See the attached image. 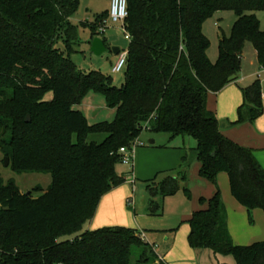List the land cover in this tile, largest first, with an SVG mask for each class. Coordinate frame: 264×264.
I'll return each instance as SVG.
<instances>
[{"label":"trees","instance_id":"trees-1","mask_svg":"<svg viewBox=\"0 0 264 264\" xmlns=\"http://www.w3.org/2000/svg\"><path fill=\"white\" fill-rule=\"evenodd\" d=\"M79 7L80 0H0V149L13 171L53 179L47 189L36 187L40 194L34 196L0 174V264H144L159 258L135 228L84 230L102 197L125 181L116 169L120 148L145 128L195 138L200 176L217 185L218 174L228 173L236 200L250 213L264 210V167L252 148L223 133L222 122L207 107L210 92L238 77L247 42L264 69V30L255 14L264 11V0H128L125 26L132 39L120 87L101 71L80 70L72 59L83 43L71 20ZM229 10L237 19L228 34L221 32L213 61L204 24ZM108 15L81 22L92 28V39L102 36L100 22ZM92 90L117 110L114 121L89 124L75 107ZM49 91L54 97L46 100ZM242 92L231 126L254 123L264 112L260 79ZM94 133L105 134L104 140L88 141ZM180 188L179 178L169 174L150 184L149 192L165 197ZM184 191L191 195L189 188ZM200 202L207 208L189 220L192 248L232 255L237 264H264V240L233 241L219 188ZM159 208V202H150L152 214ZM161 264L167 263L161 259Z\"/></svg>","mask_w":264,"mask_h":264},{"label":"crops","instance_id":"crops-1","mask_svg":"<svg viewBox=\"0 0 264 264\" xmlns=\"http://www.w3.org/2000/svg\"><path fill=\"white\" fill-rule=\"evenodd\" d=\"M92 1L97 5L96 0ZM82 4L83 0H80V7ZM80 7L74 14H77L79 19L84 17L79 11ZM73 16L71 17L72 22L78 23ZM217 19L220 18L217 17ZM206 22L204 32L206 31ZM115 28L122 30L120 24L111 26L108 30ZM224 32L229 33L227 30ZM107 33L102 38L109 42L106 37ZM220 35L221 32L218 34L219 38ZM110 46L113 47L116 44L110 43ZM211 47L212 42L208 55L211 60L215 61L218 52L211 56ZM253 54L255 59L251 60V64L260 68L255 49ZM245 55L244 48V59ZM243 61L236 80L228 83L220 91L208 94L207 107L222 122L223 133L235 142L252 148L255 156L264 167V112L254 123L236 126L228 124V122L236 121L238 118V109L244 101L243 87L250 85L256 79H260L264 93V69L260 68L255 73L249 74L246 72V64ZM169 138L170 142L166 141L168 139L166 136L158 140L159 142L157 139H151L150 141L154 140V143H150V146L138 147L135 150L129 171L121 172L118 167L116 168L117 172L125 177V181L102 197L95 216L88 222L87 230L107 225L135 228L142 234L143 239L154 247L165 263L207 264L204 260L205 254L209 252L210 256L214 252L209 249L198 251L190 246L191 227L189 220L194 211L207 208V203H201L200 199L201 197L210 198L215 193L216 188L210 181L200 176L197 140L188 135H170ZM169 174L179 178L180 190L170 196L164 197L159 194L152 196L149 192V185L160 182ZM229 180L226 172H220L217 176L227 212V227L233 241L240 245H250L257 241H263L264 210L256 208L250 213L236 200L232 192L230 193L224 188L223 185L227 186ZM184 188L190 189V196L186 195ZM152 200L160 203L159 211L156 214L150 212ZM250 214L253 221H250Z\"/></svg>","mask_w":264,"mask_h":264},{"label":"rangeland","instance_id":"rangeland-1","mask_svg":"<svg viewBox=\"0 0 264 264\" xmlns=\"http://www.w3.org/2000/svg\"><path fill=\"white\" fill-rule=\"evenodd\" d=\"M96 1H97V5H95L92 0H83L82 7H80L79 11H81V15H83L84 17L79 19L77 14L73 16V18H75V20L78 21V23L77 22L76 23L73 22V23L79 26L78 32H79V36L81 40L83 41V43L81 44L80 52L73 53L71 57L76 62L80 70L87 72V73H90L91 71H101L103 74L112 77V84H111L112 86L120 87L126 81V73H127L128 67L126 66L121 72L113 73L112 68L118 58V54H113L111 50L106 51L102 55L94 54L90 49V42L93 36L92 28L88 25L85 26L81 24V22L83 21L92 22L96 20L97 15L105 11H109L110 5H111L110 0H96ZM255 14L260 20L261 29L264 30V11H256ZM217 17H219L220 19H217ZM236 19L237 17L235 13L229 10V11H222L219 14L217 13L212 18L207 20L205 32L212 42V47L210 49L211 56H213L214 53L218 52L219 32H222L224 30L225 31L227 30V32H229L234 22L236 21ZM114 25H118V23L117 24L113 23L112 26ZM107 32L108 33L106 34V37L108 38L109 42H107V40L106 42L109 48H111L110 43H114L120 49H127V50L129 49L130 41L125 38V35L123 31L120 30V28L119 29L115 28L113 30H107ZM58 46H60L64 50L66 49L65 44L62 42V40L58 42ZM254 49L255 48L251 42L246 43V47H245L246 55H245V59L243 57L244 61L243 59L242 61L246 64V72L249 74H253L260 69L257 65L254 66L253 64H251V60L255 59V56L253 54ZM53 97H54L53 91H49L45 95L46 100H51L53 99ZM75 107L84 113L89 124H96V123H100L104 121L112 122L117 117V110L108 105L106 97L102 93L94 91V90L87 93L85 97L82 99V101L79 104H77ZM166 136L168 137L166 141L170 142L169 133L154 132L150 129L145 128L141 132L140 136L138 137V140L142 143L138 147L143 146V145L144 147L150 146L149 141L151 139H154V140L157 139L158 141V140H161L162 137H166ZM104 138H105V134L94 133L88 136V141L102 142ZM74 140H76L75 136H74ZM6 157L7 156L0 149V174L2 175L5 182H8L11 179L14 180L17 183V185L20 187L22 192L27 193L31 191L34 194V196H38L40 192L35 190L36 187L40 186L44 189H47L49 185L52 183L53 179H52L51 174L28 173V172L17 173L13 171L10 167V158H9V165L5 166L4 162H5ZM117 167H118V170L121 172L129 171V169L131 168V164H125L121 162L117 165ZM226 174L228 175V173ZM211 183L215 186L216 191L219 188L222 194V189L219 186V183L217 182V185L213 182ZM151 185L154 187V185H157V182L152 183ZM223 186L225 189L229 190L231 193L230 180L229 182H227V186L226 185H223ZM101 227L102 226L98 228H101ZM103 227H106V226H103ZM87 229H88V224H86L84 227V230H87ZM91 230H94V229H91ZM65 238L66 237H64L63 239ZM208 253L209 252H207L204 256V260L207 262V264H237L234 256L232 255L212 253L209 256ZM147 257L151 258L149 249L148 251H146V258ZM161 259L162 258L159 255V258L148 260L144 264H161Z\"/></svg>","mask_w":264,"mask_h":264},{"label":"built area","instance_id":"built-area-1","mask_svg":"<svg viewBox=\"0 0 264 264\" xmlns=\"http://www.w3.org/2000/svg\"><path fill=\"white\" fill-rule=\"evenodd\" d=\"M110 1L111 5L109 9V15L106 18L102 19V21L100 22L99 32L104 35L113 23H118L121 25L125 38L131 41L132 36L125 26V20L128 16V0ZM128 54L129 50L127 49L119 50L118 58L112 68L113 73L121 72L127 66ZM262 96L264 98V93L262 94ZM141 144L142 143L138 139H136L131 143V145L122 146L120 148V153L122 154V162L125 164H132L135 150Z\"/></svg>","mask_w":264,"mask_h":264},{"label":"water","instance_id":"water-1","mask_svg":"<svg viewBox=\"0 0 264 264\" xmlns=\"http://www.w3.org/2000/svg\"><path fill=\"white\" fill-rule=\"evenodd\" d=\"M90 49L96 55H102L103 53H105L108 50H111L113 54H118L119 50H120V48L118 46H113V47L109 48L106 41L102 37L93 38L90 42ZM236 78H237V75H232L229 78V80L232 82V81L236 80ZM26 121L27 122L31 121L29 115H28ZM150 143H154V140L150 141ZM4 163H5V166L9 165V157H6Z\"/></svg>","mask_w":264,"mask_h":264}]
</instances>
